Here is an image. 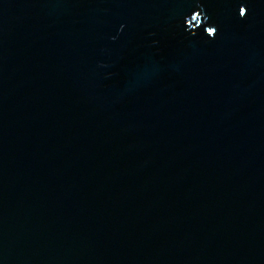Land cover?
Here are the masks:
<instances>
[{"label": "water", "instance_id": "obj_1", "mask_svg": "<svg viewBox=\"0 0 264 264\" xmlns=\"http://www.w3.org/2000/svg\"><path fill=\"white\" fill-rule=\"evenodd\" d=\"M0 264H264V0H0Z\"/></svg>", "mask_w": 264, "mask_h": 264}, {"label": "snow or ice", "instance_id": "obj_2", "mask_svg": "<svg viewBox=\"0 0 264 264\" xmlns=\"http://www.w3.org/2000/svg\"><path fill=\"white\" fill-rule=\"evenodd\" d=\"M247 4H239L238 5V8H239V16L241 18L245 17L246 16V8H247ZM208 36H213L214 35V32L212 30H208L207 32Z\"/></svg>", "mask_w": 264, "mask_h": 264}]
</instances>
